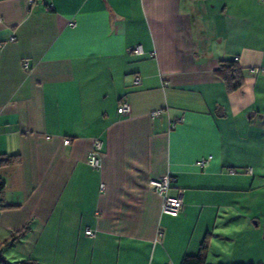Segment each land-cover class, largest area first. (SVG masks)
<instances>
[{"label":"crops","instance_id":"obj_1","mask_svg":"<svg viewBox=\"0 0 264 264\" xmlns=\"http://www.w3.org/2000/svg\"><path fill=\"white\" fill-rule=\"evenodd\" d=\"M227 58L244 76L231 93L213 73ZM254 67L264 0H0V153L20 158L0 169L12 205L0 210V243L29 227L7 263L180 264L206 234L207 264L264 263ZM95 139L98 168L86 164ZM165 174L181 191L174 217L149 185Z\"/></svg>","mask_w":264,"mask_h":264},{"label":"trees","instance_id":"obj_2","mask_svg":"<svg viewBox=\"0 0 264 264\" xmlns=\"http://www.w3.org/2000/svg\"><path fill=\"white\" fill-rule=\"evenodd\" d=\"M214 75L217 76L223 83L227 93H231L241 88L243 84V71L238 65L237 60L227 58L220 59L218 65L213 71ZM122 102V101H121ZM120 102V103H121ZM119 103V104H120ZM20 162L19 155H9L0 153V169L5 166L16 165ZM12 205L6 203L5 199V183L0 177V210L11 208ZM29 230L27 224L23 225L17 231L12 232L7 239L0 243V264H9L1 253V247L11 245L16 239L23 237ZM208 234H206L196 254L184 255L180 261V264H207L206 257L208 252ZM19 264H37L33 259H24ZM246 264H261V263H246Z\"/></svg>","mask_w":264,"mask_h":264},{"label":"built area","instance_id":"obj_3","mask_svg":"<svg viewBox=\"0 0 264 264\" xmlns=\"http://www.w3.org/2000/svg\"><path fill=\"white\" fill-rule=\"evenodd\" d=\"M27 3L31 4L34 0H26ZM50 8V5L48 6ZM14 37L10 36L9 40L12 41ZM132 52L136 55L142 54V48L140 45L133 47ZM23 66L27 67V63L23 62ZM254 74L259 72H264V67H254L251 69ZM134 84L139 82V78H134ZM119 114H126L129 111V105L127 102H121L117 109ZM158 111H154L152 114H157ZM64 143H68V139H64ZM102 143L100 140L95 139L93 141L91 149L86 155V164L92 168H98L100 165V149ZM207 162V159H201L196 161V165L203 167ZM251 172L250 169L247 170ZM232 172V171H230ZM173 177L169 174L159 176L155 179L149 181L150 187L161 197V212L170 216H177L183 209V201L181 196V191H177L175 194H171L169 191L171 189V184L173 182ZM86 234H91L90 230L85 231Z\"/></svg>","mask_w":264,"mask_h":264},{"label":"rangeland","instance_id":"obj_4","mask_svg":"<svg viewBox=\"0 0 264 264\" xmlns=\"http://www.w3.org/2000/svg\"><path fill=\"white\" fill-rule=\"evenodd\" d=\"M238 220H239V218H238ZM258 235L257 234H255V238L257 239V241L259 242V245H260V247L262 246V250H264V225H258ZM240 237H241V239L240 240H242L243 242H245L244 243V246L246 247V246H248V245H252V243H253V241L254 240H252V239H250V237L249 236H244L243 237V235H240ZM242 246H243V244H242ZM10 248V247H9ZM241 247H236V249H240ZM242 250V254H244L245 252H248V249H241ZM13 252H14V249H13ZM1 253H2V255H3V257L6 259L7 257H8V255L10 254V250L8 249V247L7 246H3V247H1ZM15 253V252H14ZM212 253V252H211ZM241 253V252H240ZM207 254H208V252H207ZM238 256H242V255H240V254H237ZM14 258H16V256H14ZM13 258V260L10 258L9 260H8V263L9 264H17L16 263V259H14ZM210 258H212V255H209V261L208 262H212V260L210 259ZM213 259V258H212ZM213 262H215V261H213ZM261 264H264V263H261Z\"/></svg>","mask_w":264,"mask_h":264}]
</instances>
